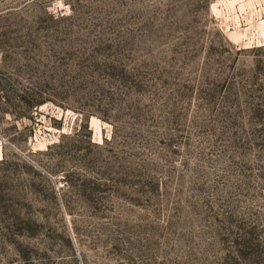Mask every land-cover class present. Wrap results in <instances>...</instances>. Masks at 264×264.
<instances>
[{
  "label": "rangeland",
  "instance_id": "374dc122",
  "mask_svg": "<svg viewBox=\"0 0 264 264\" xmlns=\"http://www.w3.org/2000/svg\"><path fill=\"white\" fill-rule=\"evenodd\" d=\"M0 264H264V0H0Z\"/></svg>",
  "mask_w": 264,
  "mask_h": 264
},
{
  "label": "trees",
  "instance_id": "16d2710c",
  "mask_svg": "<svg viewBox=\"0 0 264 264\" xmlns=\"http://www.w3.org/2000/svg\"><path fill=\"white\" fill-rule=\"evenodd\" d=\"M257 69H258V65H257V67H255V69H254V71H253V73L254 74H256L257 73ZM236 82V81H235ZM237 84H239L238 82H236ZM246 84V83H245ZM245 84H243L242 86L245 88ZM26 101H25V103H27V107H29V108H36V107H38L39 105H42V104H44L45 103V101H41V102H37V101H35V100H33V99H31V98H29V99H25ZM253 109H254V111H259V107H261V105L260 104H257V103H254V102H251L250 104H249ZM31 119V118H30ZM53 148H54V146H50L49 148H48V152L49 151H51V150H53ZM35 226H39V224L38 223H33Z\"/></svg>",
  "mask_w": 264,
  "mask_h": 264
}]
</instances>
